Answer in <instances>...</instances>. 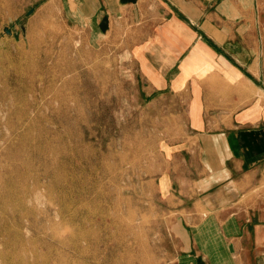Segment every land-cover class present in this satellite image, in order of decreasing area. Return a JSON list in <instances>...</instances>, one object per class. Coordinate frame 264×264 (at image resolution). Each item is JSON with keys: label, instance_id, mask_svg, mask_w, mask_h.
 <instances>
[{"label": "rangeland", "instance_id": "374dc122", "mask_svg": "<svg viewBox=\"0 0 264 264\" xmlns=\"http://www.w3.org/2000/svg\"><path fill=\"white\" fill-rule=\"evenodd\" d=\"M88 5L0 0V264H179L184 100Z\"/></svg>", "mask_w": 264, "mask_h": 264}, {"label": "crops", "instance_id": "0c3cea01", "mask_svg": "<svg viewBox=\"0 0 264 264\" xmlns=\"http://www.w3.org/2000/svg\"><path fill=\"white\" fill-rule=\"evenodd\" d=\"M86 11L143 55L153 92L184 100L179 264H264V0H89Z\"/></svg>", "mask_w": 264, "mask_h": 264}, {"label": "bare ground", "instance_id": "6f19581e", "mask_svg": "<svg viewBox=\"0 0 264 264\" xmlns=\"http://www.w3.org/2000/svg\"><path fill=\"white\" fill-rule=\"evenodd\" d=\"M2 247V246H1Z\"/></svg>", "mask_w": 264, "mask_h": 264}]
</instances>
